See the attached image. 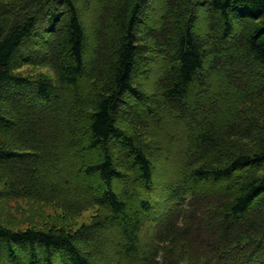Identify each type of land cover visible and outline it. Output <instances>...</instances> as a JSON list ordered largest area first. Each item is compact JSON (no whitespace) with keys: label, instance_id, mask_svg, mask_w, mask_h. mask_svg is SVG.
Segmentation results:
<instances>
[{"label":"trees","instance_id":"obj_1","mask_svg":"<svg viewBox=\"0 0 264 264\" xmlns=\"http://www.w3.org/2000/svg\"><path fill=\"white\" fill-rule=\"evenodd\" d=\"M147 1L0 0L8 187L104 210L73 230L0 222V264H264V173L239 174L264 167V112L234 107L264 95V0H202L208 33L197 0H163L149 13L166 61L151 96L134 82ZM43 49L55 84L15 73ZM127 110L147 138L121 126Z\"/></svg>","mask_w":264,"mask_h":264},{"label":"rangeland","instance_id":"obj_2","mask_svg":"<svg viewBox=\"0 0 264 264\" xmlns=\"http://www.w3.org/2000/svg\"><path fill=\"white\" fill-rule=\"evenodd\" d=\"M163 0H148L144 6L143 16L140 18L137 28L140 30L139 39L142 45L141 47V60L136 67L134 82L139 87L145 95H150L155 89V81L158 78V74L161 71L163 64L166 62L165 57L161 54L160 47L158 44L151 39V26L154 30V20L155 17L150 16L149 13L154 11L155 7H160ZM194 6V11L196 12L195 27L198 31L206 33L209 31V25L214 21L213 13L208 11L207 6H204L202 0H197V2L192 3ZM201 33V34H202ZM208 33V32H207ZM210 35L212 33H209ZM36 51V57L34 63H20L15 69V73L24 76L28 79H47L52 83L57 82V76L55 71L46 63L49 60V53L46 49ZM245 60H240L238 65L242 69H246L245 73L248 76L255 74L252 66L247 64L244 65ZM243 102V101H242ZM235 102V109L238 111H243L244 114L251 116L254 119L253 111L264 112V95L258 96L253 101L248 102ZM39 106V107H38ZM43 105L34 104L32 109L37 112H41ZM121 109V108H120ZM123 109V108H122ZM45 110V109H44ZM6 111V110H5ZM125 111V110H124ZM257 111H255L257 114ZM119 114V113H118ZM126 115V116H125ZM132 112L127 110V113H121L118 116L121 126L127 130H138L144 138L148 137V132L145 127H143L139 122H131ZM0 138L1 134H0ZM5 139L12 149L23 148L19 143L14 140ZM261 174L264 173V167L262 166L258 170L251 168H242L239 170V174ZM18 178L23 179V175L16 174ZM7 176L0 170V222L11 228H21L24 229L28 226L33 227H47L50 225L63 226L67 229H75L81 224H87L94 219L96 215H102L104 210L97 205H89L80 212H70L64 210L59 202L52 201L46 202L40 199H34L30 197H25L21 194H17L15 191L10 190L7 183ZM73 191V190H72ZM83 246V245H82ZM85 250L95 253L92 247H85Z\"/></svg>","mask_w":264,"mask_h":264}]
</instances>
